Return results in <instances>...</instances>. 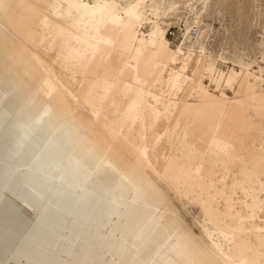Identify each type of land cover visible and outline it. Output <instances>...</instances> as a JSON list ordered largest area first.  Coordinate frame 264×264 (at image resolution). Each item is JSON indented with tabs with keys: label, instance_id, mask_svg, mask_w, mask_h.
I'll return each mask as SVG.
<instances>
[{
	"label": "bare ground",
	"instance_id": "6f19581e",
	"mask_svg": "<svg viewBox=\"0 0 264 264\" xmlns=\"http://www.w3.org/2000/svg\"><path fill=\"white\" fill-rule=\"evenodd\" d=\"M38 1L45 3L52 10L54 17L51 19L45 14H40L42 25L45 28V42L51 50L56 48L61 50L59 52L61 63H69L63 65L62 68L70 71L71 75L51 65H48V71L45 70L37 63V61H43L41 55L38 53L32 55L27 49L14 50L10 53L15 64L22 66L27 76L21 77L15 83V88H27L28 80L33 78L36 70H39L42 72L39 77V87L45 88L55 106L53 108L48 106L41 114H36L34 110L31 120L18 119L28 112L30 103L37 100L36 93L39 90L37 87L38 89L34 92L23 93V98L14 102L9 100L11 92H8L5 96V113H2L0 109V205L4 197H10V195H17L31 209L35 200H39V213L33 233L19 240L18 246L12 252L10 251V255L2 264H83L84 256H78L77 249L83 245L80 242V234L88 222L85 218H81L84 216L82 209L77 208L84 198L79 190L88 177L105 168L115 169L119 173L117 187L113 192L108 193L104 201L103 210L108 220L117 217L124 218L125 225L120 226L119 231L127 241L132 243L144 241L152 230L158 228L149 244V247L153 248L151 254H144L138 264H264V225L253 227L254 239L248 236L251 232L247 228V222L259 221L264 224V218L259 215L264 212L260 210L261 202H264L263 182L259 184V190L251 186L248 189L243 188L246 199L251 200L242 202L246 211L245 215L242 211L235 209L228 198L226 199V212H223L220 209L222 206L220 202L226 196L224 188H216L211 180L204 181L201 175V165H193L194 160L198 158L209 162L211 166L220 163L222 168L228 171V165L236 161L238 156L228 140L206 134L192 138L193 133L189 129H184L180 151L184 161L178 162V159H181L177 158L169 165H164L163 173L153 162L158 161L160 139L177 136L178 134L171 131V128H175L183 116L194 119V116L190 114L189 104L174 101L171 98L172 93L162 110L159 107V94L151 90L147 91L145 88L150 86L148 83L152 76L150 70L155 63L162 64L164 68L169 65V62L180 59L179 54L181 53V48L178 52L171 51L163 40L162 28L169 27L173 23L167 21L159 23V21L150 20L147 16L149 11H160L162 7L157 1L135 0L127 1L125 5H122L117 0H93L92 3L108 2L119 5L116 11L123 17L122 23H113L109 19L101 22L99 14L93 19L76 10H72L71 15H67V5L70 2L92 4L87 0ZM147 1L151 4L142 3H147ZM185 1L188 7L194 10L195 17L199 18L210 0ZM136 3L142 5L139 10L142 17L140 21L124 17L125 8ZM54 5L60 7L53 9ZM156 12L155 15H157ZM17 14H22V17ZM0 17V24L14 30L16 35L24 37L27 43L37 42L39 34L29 28V26L38 25L30 0H0ZM60 20L64 21L66 26L60 24L58 22ZM144 23L152 24V31L148 34V38L140 39L137 27H141ZM97 26L103 37L113 42L114 47L101 45L99 51L93 53L90 44L97 34ZM1 39L4 38L0 28V42ZM5 41L12 47L13 39L11 41L5 39ZM114 53L119 55L121 61L131 59L134 61L133 65L139 64L140 77L144 80L143 109L137 114L129 111V105L136 100V95L123 89L121 82L123 80L127 83L126 76L134 77L135 71H129L128 75L126 68H122L115 76V80L104 81L102 94L97 96L98 100H96L99 106L88 109L95 119L102 118L105 113L113 115L112 121H104L102 124L105 133L97 134L90 144L84 145L82 157L76 160V166L73 167L69 163L56 165L51 154L56 149L57 143L54 142L57 139L56 135L65 132L67 139L72 137L80 143L84 138L81 132L84 127L75 132L65 129L73 111L69 108V100L61 96L62 91L57 88L49 72L54 73L62 90H65L75 102L86 106L87 100L84 97L81 98V95L90 94V91L100 82L93 64L97 69L100 68L104 61H110ZM206 70V68H199L195 73V78L174 70L175 74L171 72L169 78L173 80L170 82L171 91L183 87L186 81H192L189 91L195 85L204 94L203 101L216 103L214 98L209 99L211 94L202 84L201 78ZM8 78L12 79L11 76ZM160 79L161 75L157 81L159 82ZM258 79L255 77L256 81ZM246 83L256 94V84L248 83V81ZM39 103L42 104L43 101ZM34 107L31 108L34 109ZM200 109L208 113L210 108L203 103ZM160 118L166 119L168 123L167 128L161 132L158 128ZM132 125L138 126L137 132L141 133V137L140 145L133 146L134 150L131 151L135 163H128L122 157L121 159L115 157L118 147L114 143L119 137L126 141L125 128H131ZM213 139L223 141L231 147L218 151L211 147ZM198 140L203 141L206 151L199 147ZM123 147L126 146L123 144ZM207 156L208 160H206ZM7 159L9 161L6 164ZM89 161L93 163L92 166L88 164ZM255 164L253 168L241 171L244 179L262 178L258 163L255 162ZM135 166L144 171V179L141 174H137ZM149 171L161 175L173 188L184 195L196 192V200L208 217V227L204 226L208 248H203L187 236L176 233L172 219H169L161 209V202L155 199L148 200L156 195L155 189L158 188L149 177ZM16 175L20 178L18 179ZM225 178L226 175H223L221 180ZM235 182L241 183L237 177ZM191 188H194L192 192H190ZM100 189L97 190L100 191ZM130 193L137 194L145 205H129ZM45 194H49L50 197L47 204L43 200ZM212 201H216V205H213ZM77 209L78 212L75 214L74 210ZM63 216L68 218L65 223L62 220ZM2 241L0 234V245ZM4 248L7 250V247Z\"/></svg>",
	"mask_w": 264,
	"mask_h": 264
},
{
	"label": "rangeland",
	"instance_id": "374dc122",
	"mask_svg": "<svg viewBox=\"0 0 264 264\" xmlns=\"http://www.w3.org/2000/svg\"><path fill=\"white\" fill-rule=\"evenodd\" d=\"M87 1L93 2V0ZM117 1L125 5L127 1L135 0ZM156 1L162 8L160 11H155L157 15L154 14L155 12L149 11L147 16L150 20L159 21V23L164 21L173 23L169 27L162 28L164 31L163 40L171 51L178 52L181 48V53L179 54L180 59L169 62V65L164 68L162 64L155 63L150 70L152 74L148 81L150 86L145 88L147 91L151 90V92L159 94V107L162 110L172 93L171 98L174 101L189 104L190 114L194 116V119L183 116L179 124L175 128H171V131L178 135L160 139L158 161L154 160L153 162L157 169L163 173L164 165H169L177 158L181 159H178V162L184 161L180 154L184 129H189L193 133L192 138L206 134L228 140L238 155L236 161L228 165V171H225L220 163L211 166L209 162L198 158L195 159L196 161L194 160L193 165H201V175L204 181L208 180L209 182L211 180L216 188H224L226 196L220 202L222 205L220 209L223 212H226L225 206L228 198L235 209L242 211L245 215L246 211L242 202L247 200V197L243 188L248 189L251 186L259 190V184L261 182L264 184V162L261 161V154L264 152V76H262V71H264V0H210L206 10L202 11L199 18L195 17L194 10L188 7L185 0ZM30 3L38 25L36 27L29 26V28L39 34L37 42L27 43L24 37L16 35L14 30L5 28L0 24L4 38L0 42V109L2 113L6 111L4 105L5 96L8 92H11L8 97L9 100L17 101L23 98V93L27 94L29 91L34 92L38 89L39 77L42 75L41 71L36 70L33 78L28 80L27 88L16 89L15 83L21 77L27 76L21 68L22 66H17L10 57V53L14 50L24 48L29 50L32 55L38 53L43 61H37V63L45 70L48 71V65H51L55 69H61L65 74L71 75L70 71L62 68L63 65L69 63H61L59 58L61 50L58 48L51 50L45 42V28L42 25L40 14H45L54 19L52 10L38 0H30ZM142 3L151 4L150 1ZM17 15L22 17V14ZM58 22L66 26L64 21ZM137 31L140 39H146L152 31V24L144 23L141 27H137ZM5 39L7 41L13 39L11 41L12 47ZM130 61L134 64L131 59L121 61L119 55L114 53L110 61H104L100 68L97 69L93 64L100 82L93 88L94 90H91L92 92L90 91V94L81 95V98L84 97L87 100L86 106L75 102L65 90H62L54 73L49 72L57 88L62 91L61 96L69 100V108L73 111L65 129L75 132L84 127L81 130L84 138L80 143H77L72 137L67 139L65 132L56 135L57 139L54 141L57 143L56 149L51 152L52 160L56 165L61 166L69 163L73 167L76 166V160L82 157L84 145L90 144L97 134L105 133L102 124L104 121H112L113 115L105 113L104 118L95 119L88 109L99 106L96 100L102 94L104 81L115 80V76L122 68H126L129 75L127 65ZM199 68L207 69L201 78L202 84L211 94L209 99L214 98L216 103H211L208 100L203 101L204 94L195 85L189 91L192 81H186L187 84L185 82L183 87L171 91L170 82L173 81L169 80L171 72L175 74V70L195 78V73ZM160 75L161 79L158 82ZM9 76L12 77L11 80L8 78ZM255 77L259 79L256 81ZM128 78L129 76H126V80L129 82ZM247 81L256 84V94L251 91ZM37 93V100L30 101L28 112L20 116L19 120L24 118L31 120L34 110H36V114H41L48 106L51 108L55 106L52 97L47 95L44 87H39ZM39 101H43V103L40 104ZM203 103H206L211 109L208 110V113L200 109ZM33 106H35L34 109L31 108ZM167 126V120L160 118L159 131H164ZM115 127L117 128V126ZM137 128V125H132L131 128L126 127L124 131L126 141L119 137L118 141L114 143L118 147L115 154L117 159L122 157L128 163H135L131 151L134 150L133 146L140 145L141 133L137 132ZM123 144L127 148L123 147ZM197 144L206 151L202 140H198ZM206 160H208V156ZM8 161L9 159L6 160V164ZM255 162L258 163L262 172V178L244 179L241 171L253 168L256 165ZM88 164L93 165L91 161ZM135 167L137 174H141L144 179V171L138 166ZM148 173L158 187L155 189L156 195L148 200L153 201L155 199L161 202V209L169 219H172L176 233H181L197 245L208 248V238L204 231V226L208 225V217L203 213L196 200V192L193 191V194L184 195V193L173 188L161 175L150 171ZM223 175H226V178L222 181ZM16 176L18 179L20 178L19 175ZM236 177L241 183L235 182ZM118 182L119 173L115 169L105 168L88 177L79 190L84 198L77 208L82 209L84 216L81 218H85L88 222L80 234V242L83 245L77 249V255L84 256L83 264H138L144 254H151L153 248H151L152 246L149 247V244L155 237L158 228L152 230L144 241L132 243L127 241L119 231V227L125 225L124 218L117 217L108 220L105 216L104 201L108 193L115 190ZM98 188H101L100 191L97 190ZM193 189L191 188L190 192ZM49 198V194L44 195L43 200L46 204L49 203ZM250 201L247 200V202ZM38 202L39 200H35L31 209L17 195L5 196L2 200L0 205V234L3 241L0 245V264L6 261L24 237L33 233L39 213ZM128 204L143 206L145 202L137 194L130 193ZM212 204L216 205V201H212ZM74 212L77 214L78 209ZM259 215L264 218V212L259 213ZM62 220L65 223L68 218L63 216ZM256 225L263 226L264 224L259 221L247 222V228L251 232L248 236L252 239H254L253 234H255L253 227ZM211 230H213L212 227ZM4 247H7V250Z\"/></svg>",
	"mask_w": 264,
	"mask_h": 264
},
{
	"label": "snow or ice",
	"instance_id": "6c2138e0",
	"mask_svg": "<svg viewBox=\"0 0 264 264\" xmlns=\"http://www.w3.org/2000/svg\"><path fill=\"white\" fill-rule=\"evenodd\" d=\"M60 7L59 5H54L53 9ZM142 5L140 3L136 4H130L128 5L124 10V17H128L135 21L141 20L140 15V8ZM68 12L67 15H71L72 10H76L77 12L81 13L82 15H88L91 16L93 19L99 14L101 22H103L105 19L111 20L113 23H122L123 17H121L116 9L119 8V5L114 3H72L70 2L67 5ZM96 36L94 38V41L90 44V48L93 51V53L99 51L101 45H112L114 47V44L111 40L105 39L103 35L100 33V29L97 26L96 27ZM127 68L129 71H135V76L132 77L129 76V82L124 83L123 80L121 82L123 89H125L127 92H133L136 95V100H134L129 105V111L133 114L139 113L143 109V95H144V80L140 77L139 73V64L136 63L133 65V63L130 61L127 65ZM262 76H264V71H262ZM155 115V113H153ZM212 148L216 150H226L231 147V145L223 142L213 139V144L211 146ZM261 161L264 162V152L261 154ZM260 210L264 211V202H261ZM254 218V213H253Z\"/></svg>",
	"mask_w": 264,
	"mask_h": 264
}]
</instances>
